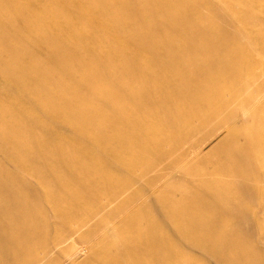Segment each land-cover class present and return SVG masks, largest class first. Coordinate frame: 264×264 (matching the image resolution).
<instances>
[{
  "label": "bare ground",
  "instance_id": "bare-ground-1",
  "mask_svg": "<svg viewBox=\"0 0 264 264\" xmlns=\"http://www.w3.org/2000/svg\"><path fill=\"white\" fill-rule=\"evenodd\" d=\"M263 13L0 0V264H264V116L229 119L264 110V60L242 54L264 50V31L242 38ZM206 145L226 162L195 170ZM170 172L186 188L173 196Z\"/></svg>",
  "mask_w": 264,
  "mask_h": 264
},
{
  "label": "rangeland",
  "instance_id": "rangeland-1",
  "mask_svg": "<svg viewBox=\"0 0 264 264\" xmlns=\"http://www.w3.org/2000/svg\"><path fill=\"white\" fill-rule=\"evenodd\" d=\"M238 8H240V4H239ZM204 15L202 14L201 17L208 18V19H211V20H214V19L217 18L216 15H208V14H204ZM244 16L246 18L247 14H245ZM262 16L264 17V13L262 14ZM262 18L260 20L256 21V22H253L252 20L249 21L250 28L246 31V33L244 31V34H242L243 41L247 42L248 38H253V37L258 35V33H256V32L264 31V28H262ZM230 23L233 25V27H235V25H236L235 23H237V21L235 20V17L230 16ZM232 29L234 30V28H232ZM260 46H261L260 44H256V43L249 44L248 46H246V48H244L242 50L243 52L242 51H240V52H242V54H246V55H248L250 53L255 54V55H259L260 58L262 60H264V50H262V47H260ZM144 59L146 61H151L152 60V58L148 57V56L144 57ZM255 65L256 64L254 62H252V66H250V67H248L246 69L243 68L241 70L242 73L244 75H248L251 72H255L256 70L258 71V69L261 67V65H257L256 68H254ZM52 66H54V65H51V67ZM132 84H133L132 86L134 87V89L136 88L137 91L141 90V91L147 92V91H149L151 83H150V81H143V82H138V83H135V84L132 83ZM258 101L259 102H264V96L261 97L260 99H258ZM239 105L240 106H239L238 111H233L232 113L229 114V119L230 120L233 118L235 112H238V114L241 116L238 119L239 121L236 122V125L243 126L245 124L246 127H249V124H250V122L252 120L258 119V118H261V116H264V110H261V112H254L252 110V108L248 107L245 103H242V104H239ZM244 108H248L250 113H251L250 117L248 118V122H244V116L242 115V111H241V109H244ZM228 125H231V124L229 123ZM245 129H247V128H245ZM246 131H248V129ZM202 158L204 160H201ZM197 160L198 161H197V163H195L194 169L198 170V171H205V170L210 169L213 165H215L217 163L226 162L223 159L215 158L212 155V153H211V149H210L209 145L204 146L200 151H198ZM170 173H172V172H170ZM170 173L163 174L161 176L162 178H161L160 182H161V184L172 183L173 185L176 186L174 191L172 193H170L171 194L170 196H173V195H176L179 192H182L186 188L184 186H180L179 185V180L182 178L181 175H179L178 173H172V174H170ZM208 177L211 178L210 176H208ZM143 210L146 213H149V209L148 208H145ZM119 215L121 216V214H119ZM122 217H126V216L123 215ZM129 230H130V226L129 225H126V224L119 225L118 228H117L116 233L114 235L113 234L110 235V237L108 238L111 248H115L116 246H118V248H119L120 245L123 244L122 235L124 233H127ZM208 261H210L209 264H214V262L212 260H208Z\"/></svg>",
  "mask_w": 264,
  "mask_h": 264
}]
</instances>
